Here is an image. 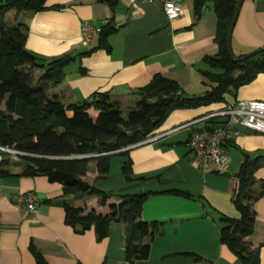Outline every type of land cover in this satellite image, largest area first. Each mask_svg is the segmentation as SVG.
I'll return each mask as SVG.
<instances>
[{"label":"crops","instance_id":"obj_1","mask_svg":"<svg viewBox=\"0 0 264 264\" xmlns=\"http://www.w3.org/2000/svg\"><path fill=\"white\" fill-rule=\"evenodd\" d=\"M192 1L182 0L183 14L168 21L162 6L151 2L129 4L119 0L113 10L99 0H46L48 8L38 13L11 11L5 17L9 25L22 23L29 28L26 48L38 56L53 60L75 56L97 46L98 35L83 44L82 26L94 27L113 22L118 29L109 37L111 52L98 50L70 66L63 84L51 90L65 105L81 104L96 93H109L122 112L135 108L134 92L147 86L154 76L175 81L189 96L194 90L206 91L199 71L202 57L214 55L217 18L210 5L196 25L192 26ZM264 47V0H244L231 33L230 49L234 57L249 55ZM75 66V67H74ZM85 70V75L80 73ZM198 86V87H195ZM203 89V91H202ZM223 104L197 109L173 111L156 136L161 138L130 151L133 181L122 174V158L118 164L110 159V171L98 179L97 168L84 180L108 194L181 191L195 197L161 194L150 197L143 205L142 220L162 224V234L151 245L149 258L135 264H238L236 257L218 240V218L238 219L231 197L236 188L234 175L242 162V153L250 158L264 157V135L236 126V137L226 143V154L234 151L241 160L237 171L230 166L226 174L212 169L200 171L192 162L186 146L188 130L168 134L175 127L198 119L225 105L241 101L264 102V74H259L235 95H227ZM96 118L95 110L89 111ZM125 118V117H124ZM3 157L0 155V165ZM17 163V162H16ZM254 173L257 183L253 191L264 189V160ZM120 168V169H119ZM12 176L0 177V264H37L31 248L39 252L47 264H129L126 263V234L122 222H112L108 235L98 241L94 228L79 233L65 221L60 206L47 205V200L61 199L62 187L46 177H21L23 168L5 167ZM90 176L94 181H89ZM34 193L37 213H29L20 198ZM121 201L111 199L101 206L99 199L75 202L77 207L109 214L110 206ZM254 230L245 241L259 246V264H264V196L253 204ZM200 258L196 262L192 257Z\"/></svg>","mask_w":264,"mask_h":264},{"label":"trees","instance_id":"obj_2","mask_svg":"<svg viewBox=\"0 0 264 264\" xmlns=\"http://www.w3.org/2000/svg\"><path fill=\"white\" fill-rule=\"evenodd\" d=\"M237 1H192V26L208 5L217 18L216 54L203 56L207 69L199 71L204 84L209 83L210 88L201 95L188 96L175 81L156 75L147 86L134 92L136 106L124 118L120 103L109 93H96L81 104L71 105H65L57 95L51 94L52 89L64 83L66 69L73 63L98 50L111 52L109 37L118 32L113 22L101 27L94 49L47 60L26 48L27 25H9L5 17L11 11L38 13L61 8H48L46 0H0V146L23 153L17 163L11 155L0 154L3 157L0 177L12 176L5 167L14 164L23 168L21 177L43 176L50 183L59 184L62 198L44 203L62 207L69 226L79 233L94 228L98 241H102L112 222H122L126 234V263L147 260L152 242L162 234V224L142 220L144 203L161 194L193 200L195 197L181 191L113 195L90 185L84 178L94 161L98 179H105L111 157L119 156L125 158L122 163L125 180L133 181L131 147L155 137L173 111L223 104L227 95H235L257 75L264 74V47L249 55L234 57L227 43V30ZM99 2L113 10L119 4V0ZM36 71L41 72L38 78L34 76ZM80 73L85 75L86 72L81 69ZM90 110L98 113L96 118L90 115ZM241 155L242 162L234 175L236 188L231 197L239 218H218V240L236 257L238 264H259V246L245 240L254 230L253 204L264 196V189L253 191L257 183L254 173L263 164L264 157L250 158L242 152ZM92 198L99 199L101 206L113 198L121 204L110 206V213L106 215L95 210L87 212L75 205V202ZM31 250L37 264H47L34 247ZM187 255L200 261L194 255Z\"/></svg>","mask_w":264,"mask_h":264},{"label":"built area","instance_id":"obj_3","mask_svg":"<svg viewBox=\"0 0 264 264\" xmlns=\"http://www.w3.org/2000/svg\"><path fill=\"white\" fill-rule=\"evenodd\" d=\"M122 1L129 4L138 2L157 3L162 6L168 21L178 19L183 14L182 0ZM100 32L101 28L94 27L89 22L84 23L82 26L83 44L87 46L93 37ZM236 126L264 135V102L252 100L225 105L216 111L204 114L198 119L175 127L168 134L180 130L190 131L186 146L193 164L200 171L212 169L217 174H226L230 166V159L225 150L226 143L229 139L238 135L235 129ZM160 138V136L152 137L131 147V149L153 143ZM0 154L11 155L17 160L18 157L23 156V153L2 146H0ZM35 200L34 193H27L20 198L19 203L24 205L29 213L35 214L37 213Z\"/></svg>","mask_w":264,"mask_h":264},{"label":"rangeland","instance_id":"obj_4","mask_svg":"<svg viewBox=\"0 0 264 264\" xmlns=\"http://www.w3.org/2000/svg\"><path fill=\"white\" fill-rule=\"evenodd\" d=\"M248 1H254V0H248ZM260 3L262 2V0H258ZM72 66V65H71ZM75 67V66H74ZM202 68L203 69H206V67H204L203 65H202ZM70 70H71V68L69 67L68 69H67V73H69L70 72ZM41 75V72H39V71H36L35 73H34V76H35V78H38L39 76ZM209 83H207V86H204V88L206 89V90H208L210 87H209V85H208ZM195 87H198V86H195ZM200 91H201V89H199V87H198V90H194V94H196V95H201L202 93H200ZM202 91H203V89H202ZM189 96H191V95H189ZM127 111L125 110L124 111V113H123V117H127V113H126ZM93 117V116H92ZM228 155H229V157L232 159L231 160V164H232V167H231V170L232 171H237V169H238V167H239V161L241 160V157L239 156V154L238 153H236V152H234V151H228ZM120 160H122V158L121 157H119V156H115L114 158H113V163H115V161H116V164H118V162L120 161ZM13 161L14 162H19L16 158H13ZM95 167H96V162H91V164H90V169H91V171H94L95 170ZM120 169V168H119ZM89 181H94V179L90 176V179H89Z\"/></svg>","mask_w":264,"mask_h":264},{"label":"water","instance_id":"obj_5","mask_svg":"<svg viewBox=\"0 0 264 264\" xmlns=\"http://www.w3.org/2000/svg\"><path fill=\"white\" fill-rule=\"evenodd\" d=\"M244 0H238L237 3H236V6H235V11H234V15H233V18L229 24V27H228V30H227V36H226V39H227V43L230 44V40H231V33H232V30L234 28V25L236 23V20H237V17H238V14H239V10L243 4ZM239 61V60H237Z\"/></svg>","mask_w":264,"mask_h":264}]
</instances>
